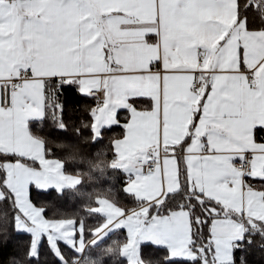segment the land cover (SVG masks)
Listing matches in <instances>:
<instances>
[{
	"label": "snow or ice",
	"instance_id": "6c2138e0",
	"mask_svg": "<svg viewBox=\"0 0 264 264\" xmlns=\"http://www.w3.org/2000/svg\"><path fill=\"white\" fill-rule=\"evenodd\" d=\"M66 84L96 101L92 143L123 129L109 167L126 174L135 207L98 196L85 209L102 216L92 228L46 218L30 196L83 182L29 128L49 118L66 131ZM261 141L264 0H0V228L30 234L25 260L45 238L58 264H102L93 249L126 230L104 253L127 264H237L236 250L264 240Z\"/></svg>",
	"mask_w": 264,
	"mask_h": 264
},
{
	"label": "trees",
	"instance_id": "16d2710c",
	"mask_svg": "<svg viewBox=\"0 0 264 264\" xmlns=\"http://www.w3.org/2000/svg\"><path fill=\"white\" fill-rule=\"evenodd\" d=\"M254 15V14H250ZM60 104L63 106L62 119L66 125L65 130H59L56 124L49 118L42 121L29 122L30 130L37 136L46 140V148L50 150V157H57L65 161V172L83 178L78 186L65 188L58 194L55 189L37 191L34 187L30 196L37 206L46 207V218H83L88 228L94 227L102 219L101 215H88L85 209L88 206H96L93 200L96 197L115 196L121 206L131 208L135 206L134 200L126 195L122 188L126 182V174L120 170L109 167L114 153L111 141L123 134L120 127L102 130V139L92 143L91 131L85 125L91 123L90 109L94 107V98L85 96L78 91L77 85H63L56 93ZM127 114L121 112V120ZM69 142L74 145L69 146ZM258 187L261 181L252 180ZM7 207L6 204L0 208ZM5 229L0 228V264H14L15 261L24 260V264H58V261L48 249L46 239L42 238L39 259L25 260V253L31 240L30 234L24 231L14 230L11 223ZM126 238V230H117L105 238L102 244L93 249V255H100L102 264H127L122 255L105 254L104 249L113 243L121 242ZM91 236L86 234V240ZM253 243L235 252L237 264L239 258L244 257L246 264H264V244L259 236L253 237ZM65 253L69 249L61 244ZM142 253L152 259H160L167 252L152 245H142ZM172 264H191L184 258H174Z\"/></svg>",
	"mask_w": 264,
	"mask_h": 264
},
{
	"label": "crops",
	"instance_id": "0c3cea01",
	"mask_svg": "<svg viewBox=\"0 0 264 264\" xmlns=\"http://www.w3.org/2000/svg\"><path fill=\"white\" fill-rule=\"evenodd\" d=\"M95 105V104H94ZM122 122H124V121H122ZM122 137V135L121 136H119V137H116V138H121ZM115 139V138H114ZM261 142H264V141H261ZM49 158H57V157H49ZM67 174H69V175H74V174H70V173H67ZM75 176H77V175H75ZM250 183H252L254 186H256L257 188H259L252 180H250L249 181ZM96 206H98V205H96Z\"/></svg>",
	"mask_w": 264,
	"mask_h": 264
},
{
	"label": "built area",
	"instance_id": "2783aa9c",
	"mask_svg": "<svg viewBox=\"0 0 264 264\" xmlns=\"http://www.w3.org/2000/svg\"><path fill=\"white\" fill-rule=\"evenodd\" d=\"M95 104H96V101H95ZM94 107H95V105H94Z\"/></svg>",
	"mask_w": 264,
	"mask_h": 264
},
{
	"label": "rangeland",
	"instance_id": "374dc122",
	"mask_svg": "<svg viewBox=\"0 0 264 264\" xmlns=\"http://www.w3.org/2000/svg\"><path fill=\"white\" fill-rule=\"evenodd\" d=\"M132 207H135V206H132Z\"/></svg>",
	"mask_w": 264,
	"mask_h": 264
}]
</instances>
